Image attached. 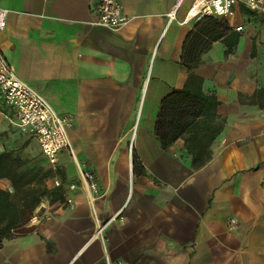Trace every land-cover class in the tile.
<instances>
[{"label":"crops","instance_id":"1","mask_svg":"<svg viewBox=\"0 0 264 264\" xmlns=\"http://www.w3.org/2000/svg\"><path fill=\"white\" fill-rule=\"evenodd\" d=\"M119 2L129 21L110 30L93 24L96 0H0L4 57L71 121V151L51 164L0 95V152L42 158L47 188L62 195L40 199L31 231L1 239L0 264H264V108L254 100L264 88V14L234 5L224 20L237 44L226 53L212 43L194 69L222 122L210 159L194 167L182 138L163 149L154 131L161 99L188 77L180 58L193 0ZM0 189L17 204L8 178ZM90 200L100 222L125 220L93 238Z\"/></svg>","mask_w":264,"mask_h":264},{"label":"trees","instance_id":"2","mask_svg":"<svg viewBox=\"0 0 264 264\" xmlns=\"http://www.w3.org/2000/svg\"><path fill=\"white\" fill-rule=\"evenodd\" d=\"M223 41L228 53L237 44V35L224 19L204 16L196 20L187 33L182 47L180 64L188 71L187 80L182 88L173 89L160 101L154 131L163 149L171 146L177 139L184 140L186 151L192 157L194 167L204 165L211 157L210 145L218 136L222 122L217 123L216 107L219 102L214 93H204L203 79L194 69L206 52L216 41ZM254 55V49H252ZM254 100L264 108V88L254 94ZM24 161L13 156L12 151L0 152V178H8L17 190L22 187L20 168ZM51 200L61 199V190H51ZM39 199L24 205L16 204L9 191L0 189V245L2 238L14 233L32 230L30 221Z\"/></svg>","mask_w":264,"mask_h":264},{"label":"built area","instance_id":"3","mask_svg":"<svg viewBox=\"0 0 264 264\" xmlns=\"http://www.w3.org/2000/svg\"><path fill=\"white\" fill-rule=\"evenodd\" d=\"M240 4L258 14H264V0H193L187 11V16L199 20L204 16H212L224 19L234 5ZM95 9L97 18L93 21L96 26L110 30H116L129 21V17L123 12L119 0H96ZM8 10L0 8V31L6 27ZM175 18V9L168 13L169 21ZM236 31L243 30L242 26L236 27ZM0 95L6 105L11 107L17 116V125L22 134L34 137L47 158L48 162L55 164L57 154L62 149H69L71 145L68 137V129L71 121L67 117L59 116L47 100L36 90L22 81L15 73L13 66L6 60L0 49ZM91 190L95 191L96 184L93 175L83 173ZM73 187V186H71ZM68 202H71L69 199ZM94 219L97 222L93 238H102L105 227L112 221L124 217L118 214L111 216L107 221L100 222L95 214L92 200H90ZM234 220L231 219L230 223ZM105 264H129L125 261L106 260Z\"/></svg>","mask_w":264,"mask_h":264},{"label":"rangeland","instance_id":"4","mask_svg":"<svg viewBox=\"0 0 264 264\" xmlns=\"http://www.w3.org/2000/svg\"><path fill=\"white\" fill-rule=\"evenodd\" d=\"M20 173L22 182L26 184L20 187L17 194L14 195L17 204L24 205L36 199L40 201L41 198L51 195V191L46 186V178L50 174V168L46 166L42 158L34 156L24 160Z\"/></svg>","mask_w":264,"mask_h":264}]
</instances>
